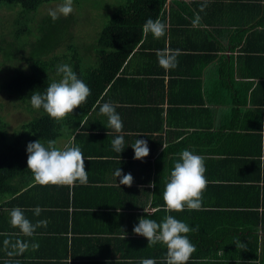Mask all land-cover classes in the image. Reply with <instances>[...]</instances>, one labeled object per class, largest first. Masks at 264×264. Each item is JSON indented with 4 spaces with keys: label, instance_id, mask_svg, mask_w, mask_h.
<instances>
[{
    "label": "crops",
    "instance_id": "0c3cea01",
    "mask_svg": "<svg viewBox=\"0 0 264 264\" xmlns=\"http://www.w3.org/2000/svg\"><path fill=\"white\" fill-rule=\"evenodd\" d=\"M158 19L166 25L165 36L143 34L142 47L132 51L88 115L67 125L57 140L58 148L81 149L87 184L41 186L22 171L0 196V264H139L141 259L163 264L166 246L148 244L133 228L141 217L160 222L166 215L199 229L188 233L196 250L187 264L252 263L244 262L237 239L252 244L249 254L257 253L259 263L264 252V0H166ZM165 48L180 53L177 67L168 71L156 55ZM105 102L123 121L120 133L106 127L108 118L99 111ZM117 135L124 137L121 153L111 145ZM136 139L146 140L150 149L142 160L133 158ZM186 149L205 163L202 205L167 212L164 186ZM118 168L132 175L131 187L119 184ZM153 182L155 188L149 186ZM15 207L34 225L45 221L46 226L25 236L10 223ZM200 239L210 245L205 248ZM18 242L29 247L9 256Z\"/></svg>",
    "mask_w": 264,
    "mask_h": 264
},
{
    "label": "trees",
    "instance_id": "16d2710c",
    "mask_svg": "<svg viewBox=\"0 0 264 264\" xmlns=\"http://www.w3.org/2000/svg\"><path fill=\"white\" fill-rule=\"evenodd\" d=\"M52 1L63 0H0V10L12 16L8 31L0 16V92L15 98L16 104L20 103L28 115L18 126L19 130L10 134L7 121L0 115V196L12 188L11 181L19 172L28 171L33 176L27 167L26 148L30 141L40 140L45 146L50 139L57 142L65 135L67 125L74 121L79 123L88 115L102 91L117 78L132 51L142 47L144 22L148 18L158 19L166 0H118L119 7L105 21L92 46H83L86 43H82L79 30L74 31L75 24L82 21L72 18L73 14L53 21L49 12H40L44 3ZM73 1L77 4V0ZM91 47L96 57L85 52V49L92 50ZM63 64L69 65L88 85L91 95L73 113L55 121L42 108H33L30 97L34 92L44 93L51 82H58L62 76L57 74V67ZM23 129H28V133L20 131ZM11 137L13 142H6ZM223 231L218 232V238L223 237ZM200 241L205 248L210 245ZM250 244L241 254L244 262L252 260L250 264H264V252L258 263L257 253L249 254L253 249ZM256 249L255 241V252Z\"/></svg>",
    "mask_w": 264,
    "mask_h": 264
},
{
    "label": "clouds",
    "instance_id": "9594fccd",
    "mask_svg": "<svg viewBox=\"0 0 264 264\" xmlns=\"http://www.w3.org/2000/svg\"><path fill=\"white\" fill-rule=\"evenodd\" d=\"M73 11V0H63L55 9H50L48 14L53 21H56L60 16L67 17ZM142 32L145 36L151 33L154 38L159 39L165 36L166 25L159 19L148 18L142 26ZM179 54L178 50L169 48L157 50L156 53L158 63L165 71L177 67L176 57ZM57 74L62 78L58 82H51L42 94L34 92L30 97V103L33 108H42L50 118L60 121L73 113L74 109L86 103L87 97L91 95V89L67 64L59 65ZM99 111L108 118L107 128L114 129L117 133L122 131L123 121L112 103H103L99 106ZM56 144L57 142L53 139L47 141V146L40 140L30 141L27 144V167L33 174L35 184L41 186H73L76 182L81 185L87 184L88 173L81 149L78 146H67L61 149ZM111 145L115 152L121 153L124 149V137L117 135L111 141ZM131 146L134 149V159L142 160L150 153L147 141L144 139H136ZM179 157L180 159L175 162L164 186L165 211L179 212L185 208L190 211L200 210L202 195L207 186L203 157L187 149L179 153ZM114 175L120 177L119 184L131 187L133 177L130 173L122 174V170L118 168ZM149 186L155 188L156 185L153 182ZM41 211L39 206L34 209L36 215H39ZM144 212L149 216L153 215L149 208L145 207ZM9 215L11 225L18 227L28 237L34 234L37 227L46 226L45 221H38L34 225L25 217L24 210L20 207L13 208ZM198 230V228H190L188 224L172 215H166L160 222L141 217L139 223L133 228L135 234L147 238L148 244L161 243L166 246L167 252L163 264H187L196 250L188 233ZM235 245L239 250H247V245L239 239L235 241ZM12 247L15 252L10 251L9 256L23 254L29 245L25 242H18ZM31 247L35 250L39 245L34 243ZM139 264H156V261L141 259Z\"/></svg>",
    "mask_w": 264,
    "mask_h": 264
},
{
    "label": "rangeland",
    "instance_id": "374dc122",
    "mask_svg": "<svg viewBox=\"0 0 264 264\" xmlns=\"http://www.w3.org/2000/svg\"><path fill=\"white\" fill-rule=\"evenodd\" d=\"M62 2L63 1H52L44 3L40 7V12L43 14H47L50 9H55ZM119 4L120 3L118 0H77V4L73 1L74 11L71 14H73L74 16H72V18H75L78 22L80 20L82 21L81 23L75 24L76 29H74V31L76 32L77 30H79V36L81 37L82 43H86L83 46L94 45L99 31L103 27L105 21L109 17H111L112 12L115 11L117 7H119ZM0 16L2 18L1 22L5 25V30L8 31V28L11 24L9 20L12 18V16L9 13L7 15V12L4 10H0ZM36 20L38 19L36 18ZM35 23L36 22H34V24ZM91 49L92 50L85 49V52L90 53L89 56L95 54L96 57L95 52L91 53L94 51V48L91 47ZM86 53H83V56H86ZM15 100V98L10 97L8 94L0 92V115H2L4 120H6L8 123L7 129L9 134L14 132V130H19L18 126L23 122L24 119L28 117L27 112L23 108V106L20 103H18L17 105V101ZM20 131L28 133L27 131L29 130L23 129ZM6 142H13V138L11 137L7 139Z\"/></svg>",
    "mask_w": 264,
    "mask_h": 264
}]
</instances>
